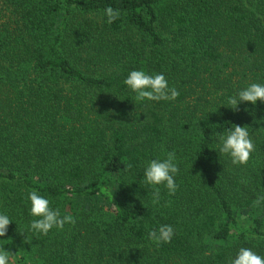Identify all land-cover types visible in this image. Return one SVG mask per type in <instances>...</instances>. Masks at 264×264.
<instances>
[{
    "label": "trees",
    "instance_id": "16d2710c",
    "mask_svg": "<svg viewBox=\"0 0 264 264\" xmlns=\"http://www.w3.org/2000/svg\"><path fill=\"white\" fill-rule=\"evenodd\" d=\"M108 6L121 13L111 24ZM133 70L163 73L179 96L136 100ZM250 83L264 84V0H0V214L12 220L0 243L18 264L264 257V102L226 106ZM234 125L255 145L246 165L219 152ZM170 151L172 195L144 182ZM32 190L76 223L31 231ZM161 225L174 235L157 247Z\"/></svg>",
    "mask_w": 264,
    "mask_h": 264
},
{
    "label": "clouds",
    "instance_id": "9594fccd",
    "mask_svg": "<svg viewBox=\"0 0 264 264\" xmlns=\"http://www.w3.org/2000/svg\"><path fill=\"white\" fill-rule=\"evenodd\" d=\"M118 9L108 6L103 11V16L107 17L108 24L113 23L120 17ZM127 87L135 93L138 101H170L179 96L175 87H169L168 81L163 73L149 75L142 70H133L124 80ZM257 101L264 102V84L250 83L240 89L235 95L229 97L226 106L233 111H239L238 105L250 102L256 105ZM219 152L231 158L233 165H246L255 151V145L249 135L247 127L234 125V128L227 130L226 134L219 136ZM129 167H131L129 165ZM179 167L176 163L174 152H167L166 158L151 160L144 169V182L149 185H164L170 195L175 194L177 185L175 175L178 174ZM30 201V215L36 217L29 225V229L34 233L47 235L53 229H63L65 224H75L76 220L71 214L61 216L58 209L50 207V202L45 197L32 190L27 197ZM159 202V189L153 192V204ZM264 202V196H258L254 205L258 206ZM12 220L5 214H0V237L6 235L8 226ZM174 235L171 225H161L158 230H151L148 239L155 243L157 247L161 243H168ZM14 253L6 251L0 247V264H12ZM228 264H264V257L258 255L250 248L241 247L234 258H230Z\"/></svg>",
    "mask_w": 264,
    "mask_h": 264
},
{
    "label": "rangeland",
    "instance_id": "374dc122",
    "mask_svg": "<svg viewBox=\"0 0 264 264\" xmlns=\"http://www.w3.org/2000/svg\"><path fill=\"white\" fill-rule=\"evenodd\" d=\"M1 189H2V187L0 186V191H1ZM1 197H2V195L0 194V199H1ZM1 207H2V202H1V200H0V212H1ZM0 247H3L6 251H9V252H11V253H14L10 248H8V247H4V245H2L1 243H0ZM12 264H18V263H16V257H15V254H14L13 257H12Z\"/></svg>",
    "mask_w": 264,
    "mask_h": 264
}]
</instances>
